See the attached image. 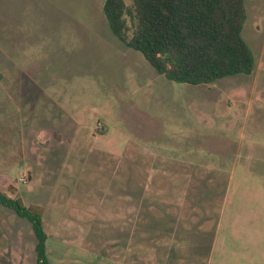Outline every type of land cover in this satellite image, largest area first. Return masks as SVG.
Listing matches in <instances>:
<instances>
[{
    "label": "rangeland",
    "instance_id": "374dc122",
    "mask_svg": "<svg viewBox=\"0 0 264 264\" xmlns=\"http://www.w3.org/2000/svg\"><path fill=\"white\" fill-rule=\"evenodd\" d=\"M103 5L0 0V193L43 209L49 264H208L217 221L213 264H264V0L245 1L252 74L196 86ZM36 244L0 204V264Z\"/></svg>",
    "mask_w": 264,
    "mask_h": 264
},
{
    "label": "trees",
    "instance_id": "16d2710c",
    "mask_svg": "<svg viewBox=\"0 0 264 264\" xmlns=\"http://www.w3.org/2000/svg\"><path fill=\"white\" fill-rule=\"evenodd\" d=\"M246 0H104L112 34L141 53L169 81L209 85L252 74L256 60L242 36ZM0 204L27 219L37 239L36 264H49L43 209L0 193Z\"/></svg>",
    "mask_w": 264,
    "mask_h": 264
},
{
    "label": "crops",
    "instance_id": "0c3cea01",
    "mask_svg": "<svg viewBox=\"0 0 264 264\" xmlns=\"http://www.w3.org/2000/svg\"><path fill=\"white\" fill-rule=\"evenodd\" d=\"M136 188L137 189H139V186L138 185H136ZM219 227H220V223H219V221H217V223H216V229H215V235L213 236V238H212V249H211V252H210V259H209V263L208 264H213V262H214V254H215V252H216V245H217V243H218V234H217V232H218V230H219ZM164 248V247H163ZM165 249V248H164ZM158 252V251H157ZM160 252V251H159ZM169 250H167V248H166V250H163L162 252H160L158 255L159 256H163V257H165V256H169ZM225 254H226V251H225ZM220 260V259H219ZM217 263H220L221 264V262H217Z\"/></svg>",
    "mask_w": 264,
    "mask_h": 264
}]
</instances>
